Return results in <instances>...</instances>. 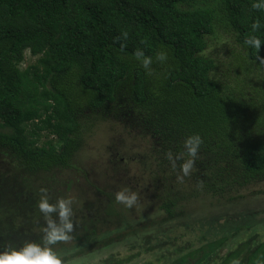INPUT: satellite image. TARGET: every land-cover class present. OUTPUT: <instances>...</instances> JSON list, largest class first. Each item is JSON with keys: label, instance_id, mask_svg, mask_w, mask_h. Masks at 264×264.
Returning <instances> with one entry per match:
<instances>
[{"label": "trees", "instance_id": "trees-1", "mask_svg": "<svg viewBox=\"0 0 264 264\" xmlns=\"http://www.w3.org/2000/svg\"><path fill=\"white\" fill-rule=\"evenodd\" d=\"M254 2L0 0V251L41 242L40 189L55 203L76 187L63 175L81 171L72 162L85 147L82 120L91 115L146 141L148 181L135 176L125 186L139 197L135 219L164 217L132 224L134 210L95 187L94 200L73 207L72 239L55 246L65 264L187 217L200 200L234 202V193L264 182V65L244 45L259 19L264 56V11L253 10ZM125 31L127 41L118 42ZM213 41L230 44L224 56L210 51ZM138 48L153 58L152 75L135 59ZM26 51L37 60L21 69ZM161 51L163 63L155 60ZM43 133L57 142L39 145ZM193 134L204 143L181 183L187 154L175 170L165 154L175 158ZM76 188L73 196L83 195V186ZM202 241L197 249L174 248L166 264H264L258 237L234 248L225 237ZM134 255L111 253L100 264H126Z\"/></svg>", "mask_w": 264, "mask_h": 264}, {"label": "rangeland", "instance_id": "rangeland-1", "mask_svg": "<svg viewBox=\"0 0 264 264\" xmlns=\"http://www.w3.org/2000/svg\"><path fill=\"white\" fill-rule=\"evenodd\" d=\"M229 45L213 41L210 51L224 56L227 53L225 47ZM24 56L25 61L21 64V69L37 60V57L31 56L28 51ZM82 124L85 147L74 156L72 162L82 172L73 170L63 175L72 179L76 187L83 186L81 196L78 193L73 196L78 188H71L68 197L74 198L73 207L80 208L86 201L94 200L95 187L115 196L117 191L126 188L127 180L134 182L135 176L148 181L150 157L146 141L128 133L119 124L105 121L95 115L82 120ZM50 141L57 142L52 136L43 133L39 145H47ZM63 188L65 187L62 185ZM232 197H236L234 202H229L227 198L200 200L191 206V214L187 217L167 224H156L134 239L127 237L108 248L94 251V256L74 264H100L111 253L123 259H128L134 254L140 256L135 259L134 255L126 264H146L148 261L166 264L175 259L174 248L197 249L202 245L204 236L209 240L225 237L227 246L233 248L238 243L257 237L264 241V182L252 183L242 188L239 193H234ZM132 209L134 214L129 216L132 224L161 221L164 217L158 213L137 220L135 207ZM145 244H149L148 247L153 248V251L146 253ZM227 250L228 248L222 249V255ZM158 258L162 259L160 263H157ZM217 263L220 261L217 260Z\"/></svg>", "mask_w": 264, "mask_h": 264}, {"label": "clouds", "instance_id": "clouds-1", "mask_svg": "<svg viewBox=\"0 0 264 264\" xmlns=\"http://www.w3.org/2000/svg\"><path fill=\"white\" fill-rule=\"evenodd\" d=\"M251 7L256 11H264V0H257ZM260 29L261 22L257 19L251 24V34L246 35L244 45L254 49L258 53L257 60L264 65V56L259 55L262 41L259 36L255 35ZM128 36V32L125 31L121 36L117 37V41H127ZM124 47L125 44L122 43L121 48ZM133 55L140 62L146 73L152 75L153 58L145 56L143 50L139 48ZM167 59L168 55L164 51L158 52L155 57V60L160 63L166 62ZM203 143V138L199 134H193L187 137L183 144V151L176 155L175 158L171 151L165 154L173 170L177 167V160L183 159L184 155L187 154L188 159L180 164V172L182 174L177 176L179 182L182 183L185 177H189L192 174ZM40 193L41 196L37 202V208L44 217L46 225L42 229L41 242H25L19 248L6 247L3 251H0V264H65L64 259L55 250V246L60 243H67L72 239L71 233H73L75 228L73 223L74 198L61 197L55 203H50L48 190L41 188ZM138 200V194L128 188H122L115 193V203L128 209L137 206Z\"/></svg>", "mask_w": 264, "mask_h": 264}]
</instances>
